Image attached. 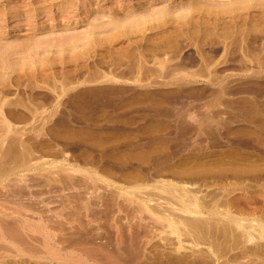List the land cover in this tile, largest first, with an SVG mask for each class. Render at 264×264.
<instances>
[{
  "label": "rangeland",
  "instance_id": "1",
  "mask_svg": "<svg viewBox=\"0 0 264 264\" xmlns=\"http://www.w3.org/2000/svg\"><path fill=\"white\" fill-rule=\"evenodd\" d=\"M232 1L0 0V264H264V1Z\"/></svg>",
  "mask_w": 264,
  "mask_h": 264
},
{
  "label": "bare ground",
  "instance_id": "2",
  "mask_svg": "<svg viewBox=\"0 0 264 264\" xmlns=\"http://www.w3.org/2000/svg\"><path fill=\"white\" fill-rule=\"evenodd\" d=\"M242 0H237V1H232L231 2V4H232V6L234 5V4H237V6L239 5V2H240V4L242 3L241 2ZM249 1V0H248ZM264 1V0H263ZM238 2V3H237ZM261 1H259V3H260ZM211 3V2H210ZM209 3V4H210ZM213 3V2H212ZM215 3V2H214ZM219 3V2H218ZM249 3V2H248ZM243 4H245L244 2H243ZM261 4V3H260ZM263 4H264V2H263ZM247 5V4H246ZM227 6V5H226ZM235 6V5H234ZM243 6V5H242ZM257 6V5H256ZM259 6V5H258ZM261 6H263L264 7V5H261ZM260 6V7H261ZM203 7V6H202ZM206 7V6H205ZM208 7H209V5H208ZM220 7V6H219ZM223 7V6H222ZM248 7H250L251 8V6H248L247 5V9H248ZM254 7V6H253ZM225 8V7H224ZM227 8V7H226ZM245 9H246V6L244 7ZM192 9V8H191ZM193 9H194V7H193ZM200 9V8H199ZM198 9V10H199ZM210 9V8H209ZM220 9V8H219ZM242 8H240V9H232V7H228L227 9H224L225 11H223L222 12V15H224L223 13H225V14H231V13H233V12H236L237 10H241ZM244 9V10H245ZM246 9V10H247ZM194 10H197V7H196V9H194ZM193 10V11H194ZM222 10V9H221ZM234 10H236V11H234ZM243 10V9H242ZM261 10V9H260ZM264 10V9H263ZM212 11V10H211ZM215 11V10H214ZM194 12H196V11H194ZM239 12V11H238ZM242 12V11H241ZM201 13V12H200ZM208 14V13H207ZM213 14V13H212ZM219 15H221L220 13H219ZM264 15V14H263ZM230 18V17H229ZM239 18V17H238ZM238 18H237V20H238ZM242 18V17H241ZM216 19V18H215ZM218 19V18H217ZM222 19V18H221ZM240 19V18H239ZM245 19V18H244ZM234 20V19H233ZM221 21V20H220ZM226 21V20H225ZM255 21V20H254ZM262 21V20H261ZM239 22V21H238ZM225 23V22H224ZM243 23V22H242ZM218 24H220V23H218ZM221 25V24H220ZM237 27V26H236ZM241 27V26H240ZM237 28H239V27H237ZM0 119H2V118H0ZM4 120V119H3ZM39 159V158H38ZM35 160V159H34ZM33 160V161H34ZM37 161V160H36ZM41 163V162H40ZM59 164V163H58ZM39 165V164H38ZM59 166V165H58ZM44 167V166H43ZM30 169V168H29ZM46 169V168H45ZM52 170V169H51ZM50 171V170H49ZM46 176V175H45ZM89 178V177H88ZM185 187V186H184ZM183 188V187H182ZM177 190H181V189H177ZM184 190H185V188H184ZM187 190V189H186ZM185 190V191H186ZM176 190H174V192H175ZM179 194L182 192H180V191H177ZM176 192V193H177ZM172 194H174V193H172ZM182 194V193H181ZM185 194V193H184ZM176 195H178V194H176ZM188 195V194H187ZM181 196V195H180ZM186 196V195H185ZM189 196V195H188ZM191 196V195H190ZM176 197V196H175ZM181 199H178V200H180V201H187V197H186V200H182V199H184L183 198V196H181L180 197ZM189 198H191V197H189ZM177 199V198H176ZM192 200V199H191ZM194 201V200H193ZM188 202V201H187ZM192 202V201H191ZM184 202H182V204H183ZM190 203V202H189ZM188 204V203H187ZM189 205H193L192 203L191 204H189ZM188 205V206H189ZM183 209L185 208V209H187L186 208V206L185 207H182ZM196 209H197V207H196ZM187 210H189V209H187ZM185 211L186 213L188 212V211ZM198 210V209H197ZM183 211V210H182ZM192 211V210H191ZM192 214H197V213H195L194 211L193 212H191ZM8 216V215H7ZM6 218V217H5ZM231 218V217H230ZM235 223V225L237 226V228L244 234H246V235H248V236H250L251 237V232H250V230H254V228L256 227V226H254V224L253 223H251L252 225L250 226V228L248 229L247 227L248 226H245L244 225V223H242L241 222V220H238V219H234L233 220ZM26 224L28 223V222H25ZM23 224L24 225V227L23 226H17L18 228H16L15 230L16 231H18V235H19V237H22V234L23 235H25L26 233H27V236H28V234H33V233H35V231L34 230H38V229H33L32 227H29V226H31V225H26V224ZM20 224V223H19ZM18 224V225H19ZM7 226V225H6ZM259 226V228H260V235H261V238L262 239H264V225L263 224H259L258 225ZM4 227V226H3ZM14 227V226H13ZM33 227H34V225H33ZM4 229V228H3ZM3 229H1V230H3ZM18 229V230H17ZM256 230V229H255ZM258 230V229H257ZM5 231V230H4ZM34 231V232H33ZM42 231V230H41ZM8 232H10V231H8ZM38 232V231H37ZM21 233V234H20ZM40 233H43V232H40ZM40 233L38 234V233H36V234H38V235H40ZM45 233V232H44ZM43 233V234H44ZM14 234V233H13ZM16 234V233H15ZM14 234V235H15ZM16 234V235H17ZM32 234H31V236H32ZM42 234V235H43ZM47 234V233H46ZM13 235V236H14ZM34 235V234H33ZM37 235V236H38ZM241 235V234H240ZM44 236H45V234H44ZM245 236V235H244ZM25 237V236H24ZM246 237V236H245ZM250 237H248V238H250ZM28 238V237H27ZM26 238V239H27ZM30 238H32V237H30ZM38 238V237H37ZM48 239V238H47ZM252 239V238H251ZM39 240V239H38ZM40 240H41V238H40ZM27 241V240H26ZM32 241V240H31ZM37 241V240H36ZM51 242V241H50ZM40 243V242H39ZM42 243V242H41ZM44 243V242H43ZM40 245V244H39ZM41 245H43L42 246V248L44 247L45 248V252L44 251H42V253H45L46 254V259H47V262H55V263H57V264H79V263H81V262H83V260L82 259H77V256H73L74 254L72 253V254H70V255H72L71 257L69 256V255H64L63 253H62V249L60 250L59 248H55L54 250L53 249H51V247H50V245H48V242H47V240H46V243L45 244H41ZM39 247V246H38ZM50 247V248H49ZM14 248H16V247H14ZM44 248H43V250H44ZM40 250H41V248H39ZM16 250V249H15ZM23 250V249H22ZM98 250V249H97ZM18 251V253H19V251H20V249L19 250H17ZM16 252V251H15ZM76 252V251H75ZM87 252V251H86ZM18 253L16 252V254H17V256H19L18 255ZM71 253V252H70ZM90 253V252H89ZM39 254V253H38ZM41 254V253H40ZM67 254V253H66ZM84 254H86V253H84ZM22 255V254H21ZM20 255V256H21ZM82 255V254H81ZM88 255V254H87ZM86 255V256H87ZM11 256V255H10ZM19 256V257H20ZM30 256V255H29ZM82 258V256H78V258ZM90 257V256H89ZM43 258V257H42ZM85 257H83V259H84ZM38 259V258H37ZM44 259V258H43ZM87 259V258H86ZM86 259H85V262H86ZM20 260V259H19ZM49 260V261H48ZM82 260V261H81ZM96 260V259H95ZM17 261H18V259H17ZM44 261H45V259H44ZM100 261V260H99ZM110 261V260H109ZM20 262V261H19ZM46 262V263H47ZM45 263V264H46ZM102 263V262H101ZM117 263V262H116Z\"/></svg>",
  "mask_w": 264,
  "mask_h": 264
}]
</instances>
